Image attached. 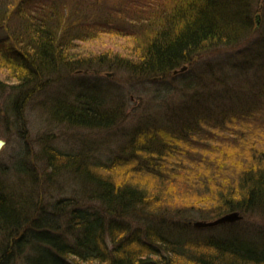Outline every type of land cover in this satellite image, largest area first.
<instances>
[{
    "label": "trees",
    "instance_id": "16d2710c",
    "mask_svg": "<svg viewBox=\"0 0 264 264\" xmlns=\"http://www.w3.org/2000/svg\"><path fill=\"white\" fill-rule=\"evenodd\" d=\"M0 1V11L11 10L10 0ZM44 3L39 7L44 8ZM142 3L131 9L132 2L126 4V16L134 20L126 18L145 26L142 34L130 36L135 44L128 56L118 59L132 71L157 79L181 63L196 59L209 45L238 44L244 31L252 35L256 30L250 24L253 22L250 16L256 12L264 14V1L259 3V0H144ZM74 10L76 16L78 10ZM113 11L109 12L112 14L109 18L117 16ZM35 17L45 21L41 24L36 19L26 20L25 28L34 41L29 46L21 40L34 51V56L21 48L22 62L11 55L13 50L8 48L13 46H5L11 38L10 29L4 22L0 27L4 29L0 36V69H5L0 74L2 90L7 86L4 80L9 81V77L14 78V88L21 87L36 81L46 71L56 72L58 64L66 61V38L58 36L61 18ZM263 35L264 32L261 38ZM248 50L246 59L236 56L226 61L233 67L234 79L224 70L225 65L208 63L198 79L190 82L184 76L180 80L178 89H192L181 94L186 96V102L169 98L168 102L158 103L154 112L141 115L140 124L133 130L127 132L124 126V135L129 136L126 148L132 149L124 147V157L131 154L130 159L122 161L115 156L105 166H93L86 159L66 153L57 155L50 150L46 167L50 166L51 171L44 169L43 176L31 165L22 163L17 169L31 180L28 186L32 192H38L44 181L62 190L65 186L58 178L66 173L79 185L75 182L69 185L71 196L64 198L61 207L57 206L61 201L55 205L62 212L66 206L69 209L67 224L59 227L55 219L38 214L43 207L34 197H18L9 185L0 183V262L25 255L26 264H264V236L257 239L262 233L259 229L252 228L250 236H242L240 230L244 224L237 221L227 225L223 235L213 238L205 235L202 242L193 238L200 230L194 232L192 226L194 219L216 218L233 210L245 215H264V134L258 142L249 143L257 131L253 123L264 127V40ZM222 71L228 76L223 77ZM240 77L245 79V84H241ZM218 88L229 94L214 97L210 102L203 98L205 91ZM174 90H177L175 86L167 88L169 93ZM86 96V100L79 97L68 105L55 103L50 109L52 118L100 129L113 126L121 113H125L121 105L110 107L112 111L107 102L95 97L98 95ZM18 102L17 98L13 100L15 106ZM258 110L262 115L257 114ZM205 113H213V117ZM199 114L204 117L196 121L189 119L190 115ZM176 125H181V129ZM169 128L182 130V134ZM222 129L229 132L228 137L218 133ZM231 136L236 137L238 145L234 149L235 160L232 151L223 153L214 143ZM196 141L206 143L207 151L219 153L208 157L193 153L192 145ZM192 155L190 163L185 162L184 157ZM122 166L127 171L119 174ZM177 176L190 178L183 180V186L189 182L197 191L179 192L184 194V200L174 204L170 195L175 189L169 181L172 178L179 181ZM181 194L175 195V199Z\"/></svg>",
    "mask_w": 264,
    "mask_h": 264
},
{
    "label": "rangeland",
    "instance_id": "374dc122",
    "mask_svg": "<svg viewBox=\"0 0 264 264\" xmlns=\"http://www.w3.org/2000/svg\"><path fill=\"white\" fill-rule=\"evenodd\" d=\"M43 1H45V7L41 8L39 4ZM142 1L144 0H10L11 10L0 11V27L5 24V27L8 30L10 29L9 32L12 33L5 46H13V48L8 49L13 50L11 55L17 57L18 59L16 60L20 62H22L19 53L21 48H25L29 56H34V51L27 48L31 46L33 38L27 32V27L25 28L26 20L36 19L38 23L42 24L45 19L37 18L35 17L36 15H51L52 17L53 15H58L61 18L59 21L62 24L58 36L66 38L65 41L68 47L65 50L67 54L66 61L58 64L56 72L46 71L36 81L21 87L16 86L14 88L12 86L15 85L13 82L14 78H10L6 73L5 76L9 77V81L4 80L7 86H5L4 90H2L3 85L0 86V137L5 141V144L0 149V183L9 185L13 194H17L18 197L19 195L34 197V200H38L40 202L39 205L41 204L43 207L38 214H43L42 217L45 218L55 219V225L59 227L67 224L69 209L66 206L62 212L55 205L58 201H61L62 203L57 205L61 207L64 198L67 199L71 196L69 185H79V183H76L77 180L66 173V175L63 176L62 174L58 178L61 185L65 186L62 187V190L54 189L51 187L52 184L44 181L43 186L38 187V192L40 193L37 191L32 192L33 190H30L31 187L28 186L31 180H27L25 174L19 170L22 163L31 165L38 173L42 172L41 176H43V173H45L44 169L51 171L50 166L46 167V159L50 150L57 155L66 153L76 159H86L90 165L94 163L93 166H105V163L115 156H119L122 161L130 159L131 154L124 157L126 150L132 151L130 146L126 148L129 136L124 135V126L127 127V132L133 130L140 124L141 115L149 111L154 112L158 103L168 102L169 98L172 101H174V98L180 101L185 100L186 96H181L182 92H190L192 89H178L180 80L184 76L186 77L183 79L192 82L203 74L205 70L203 71L202 69L208 63L225 65V61L234 56L244 60L247 58L248 53L244 51L246 48L245 44L249 41H256L261 44L264 40V35L261 38L264 32L263 22L252 35L244 31L239 41H237L239 42L238 44L224 46L212 44L209 45L206 52L199 54L196 59L181 63L178 67L187 64V68L175 74L178 75L177 78L173 77V69L167 75L154 81L150 80L146 84L145 80L147 77L143 73L134 72L132 68L121 62V60L126 58L125 56H128L130 48L135 44L130 39V36L144 32V24L137 25L130 22L129 20H134V18L126 16L127 11L124 9L126 4L130 5V2L133 4L130 9L134 6H141L143 5ZM263 1L259 0V3ZM0 4H2V1H0ZM1 7L4 8L3 5ZM75 8L78 11L76 16H73L75 15ZM111 10H114L113 12L117 16L109 18V15H112L109 13ZM13 27L15 28L14 32L11 31ZM69 28H72L70 33ZM28 30L31 31L32 28L29 27ZM110 30H116L115 32L119 34L128 35H117ZM3 33L4 29H1L0 36ZM21 39L25 40L29 46H26V42ZM250 45L251 43L247 44V46ZM118 57H121V60ZM4 72V68L0 69V74ZM228 73L234 79L235 74L232 71H228ZM249 74H252V71H249ZM222 76L228 75L222 71ZM240 80L241 84H245L244 78L240 77ZM36 82H40L41 87L35 86ZM169 86H175L177 90L169 93L167 92ZM86 94L98 95L95 97L107 102L106 106L108 108L121 105L125 113H121L117 120L118 122L113 126L100 129L70 124L60 119L58 121L52 118L50 109L55 103L60 102L62 105H68L75 102L76 99L78 100L79 97L80 100H86L88 98ZM21 97L23 100H21ZM15 98L19 99L17 106L13 103ZM111 110L113 111V109ZM212 114L205 113L204 115H209L212 118ZM204 115H190L189 119L197 120V118H202ZM204 120L205 118H203V122ZM120 123L121 125L118 126ZM253 125L257 131L253 135V139L250 140V144L258 142L263 137L262 134H264L262 124L253 123ZM257 125L261 126L257 128ZM180 127L176 125L177 129H181ZM169 129L174 132L178 131L172 128ZM180 131L177 133H181ZM201 132V134H205L204 132L209 133L208 131ZM218 133L225 137L229 136V132L224 129L219 130ZM206 136L210 137V135ZM206 140L208 139L206 138ZM214 143L221 147L220 150H223V153L224 150L234 153V149L238 147L236 137L232 136L226 140ZM205 145L206 143L203 142H194L192 145L193 153L200 154L202 157L219 153L218 151H207L208 149ZM124 147L125 151H123ZM183 149L186 150V147ZM204 151H207V153ZM236 153L233 154V160L237 158ZM187 157H184L185 162L188 161L190 163V158L194 156ZM64 164L61 166H64ZM122 168V171H118L119 174L127 171L123 166ZM98 169L106 173L103 168L98 167ZM46 178L43 177V179ZM177 178L179 181L173 178L169 179L175 189L173 195H170V202L174 204L184 200L182 192L197 191L193 188L194 184L189 182L183 186V180L187 181L190 178H183V176L182 178L177 176ZM73 182L75 183L73 184ZM187 188L190 190H187ZM36 193H38V196ZM177 194L181 195H178L175 199ZM79 200L82 202V199ZM240 214L242 218L237 221H242L240 223V225L244 224L242 227L252 225L253 230L259 229L264 234V218L262 214L248 213L245 215L241 211ZM197 220L201 219H194L192 226L195 229L194 232L198 230L200 232L194 233L193 238L202 242L205 240V235H212L211 238L223 235L227 225L237 222L221 223L224 226L216 224L209 227H199L194 225V221ZM62 229L64 228L59 230ZM0 264H26V257L25 255H19L17 258L13 256L9 261H1Z\"/></svg>",
    "mask_w": 264,
    "mask_h": 264
},
{
    "label": "bare ground",
    "instance_id": "6f19581e",
    "mask_svg": "<svg viewBox=\"0 0 264 264\" xmlns=\"http://www.w3.org/2000/svg\"><path fill=\"white\" fill-rule=\"evenodd\" d=\"M45 2V1H44ZM251 18H253V22L252 21H250L251 23L250 24H252L254 27H255V29H257V28H259V26H260V24L261 23H263L264 22V15L261 13V12H256L255 14H254V16H250V19ZM251 43V45L250 46H247V44H250ZM245 46H246V48H245V50L244 51H249L248 49H253L255 46H256V41H249L248 43H246L245 44ZM232 58H235V56L234 57H232ZM225 68H224V70L228 73V71H232L233 72V67H232V65L230 64V63H227L226 64V61H225ZM187 68V64H184V65H182L181 67H178V68H175L174 70H173V73H174V75L175 74H178L179 73V71H182V70H185ZM78 70H80L79 68H77ZM127 69V68H126ZM127 70H129V69H127ZM234 73V72H233ZM229 74V73H228ZM143 75L145 76V77H147L146 78V80H145V82H146V84H147V82H149L150 80H157V78H156V76H153V75H148L147 73H143ZM230 75V74H229ZM232 83L234 84V80L232 81ZM35 86H37V87H41V83L40 82H36L35 83ZM229 93L228 92H226V91H224V90H222L221 88H218V89H216V91L215 90H212V91H205L204 92V95H203V98L204 99H206V101L207 102H210V101H212L213 100V98L214 97H216V98H221V97H224V96H227ZM139 97H140V95H139ZM230 100H231V98H230ZM230 100H228V101H230ZM262 100L264 101V97L262 98ZM185 102H186V100H185ZM263 109L262 110H264V102H263ZM157 109V108H156ZM8 111V110H7ZM262 111L261 110H258V112H257V114L258 115H262ZM161 115V114H160ZM0 140H2V141H4L3 139H2V137H0ZM5 144V141H4V143H2V145H1V148H2V146ZM240 212V211H239ZM262 217L264 218V215L262 214ZM217 218V217H216ZM202 221H214L215 220V218H200ZM237 221V220H236ZM193 222V221H192ZM233 222V221H232ZM231 223V222H230ZM219 225L218 226H221V225H223V224H221V223H218ZM216 225V224H215ZM210 226H213V225H210ZM204 227H209V226H204ZM253 228V226L252 225H247V226H245V227H243L240 231H241V234H242V236H250V231H251V229ZM262 236H264V234L263 233H261V235L260 236H258V238L257 239H259V237H262Z\"/></svg>",
    "mask_w": 264,
    "mask_h": 264
},
{
    "label": "water",
    "instance_id": "95a60500",
    "mask_svg": "<svg viewBox=\"0 0 264 264\" xmlns=\"http://www.w3.org/2000/svg\"><path fill=\"white\" fill-rule=\"evenodd\" d=\"M2 143H4V141L0 140V149H1ZM241 218H242V215L240 214V212L238 210H233L231 212H227L215 218L214 221H209V222L202 221V220L194 221V225L199 226V227H204V226L215 225V224L223 223V222H232V221H236Z\"/></svg>",
    "mask_w": 264,
    "mask_h": 264
}]
</instances>
